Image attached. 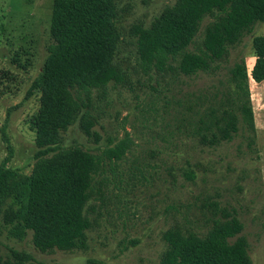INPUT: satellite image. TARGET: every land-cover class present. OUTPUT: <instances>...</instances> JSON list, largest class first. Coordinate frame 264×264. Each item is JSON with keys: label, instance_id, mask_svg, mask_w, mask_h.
I'll return each mask as SVG.
<instances>
[{"label": "rangeland", "instance_id": "1", "mask_svg": "<svg viewBox=\"0 0 264 264\" xmlns=\"http://www.w3.org/2000/svg\"><path fill=\"white\" fill-rule=\"evenodd\" d=\"M175 1L115 0L120 39L114 62L123 78L91 90L88 98L79 94L94 135L84 133L81 116L61 134L62 146L79 144L101 156L119 140H129L121 159L103 157L93 175L85 207L91 223L86 248L40 251L31 232L14 233L1 211L0 264H157L165 230L178 226L203 233L223 209L234 210L242 223L251 264H264V80L248 79L254 130L240 120L231 140L213 146L200 143L194 132L195 110H202L214 91L234 88L229 81L233 65L244 59L248 70L253 66L252 38L264 35V22L230 46L214 74L147 69L137 56L132 27L148 26ZM51 10L52 0H0V70L5 74L0 166L5 163L20 174H29L35 162L28 119L37 110L39 94L30 87L51 43ZM212 19H202L190 50L202 47Z\"/></svg>", "mask_w": 264, "mask_h": 264}, {"label": "trees", "instance_id": "2", "mask_svg": "<svg viewBox=\"0 0 264 264\" xmlns=\"http://www.w3.org/2000/svg\"><path fill=\"white\" fill-rule=\"evenodd\" d=\"M206 15L213 19L204 28L202 47L192 51L189 46ZM115 16V0H52L51 43L30 87L39 94L37 110L28 119L36 145L35 162L29 174H20L5 163L0 166L4 222L14 233L30 231L40 251L86 248L91 223L85 207L93 175L103 157L121 159L128 149V139L107 147L103 156L79 144L61 145L62 132L79 116L84 133L95 134L79 94L88 98L91 90L123 78L114 62L120 39ZM259 22H264V0H176L148 26H133L132 34L144 67L193 76L214 74L230 46ZM252 48L251 69L240 59L229 71L234 88L214 91L207 105L195 110L196 125L193 119L189 122L195 125L200 143L213 146L231 140L240 120L249 131L254 130L248 79L264 80V35L252 38ZM3 73L0 70V82ZM209 221L203 233L178 226L165 230V249L157 264H251L247 240L241 235L243 225L234 210L223 209L221 216L214 214Z\"/></svg>", "mask_w": 264, "mask_h": 264}]
</instances>
